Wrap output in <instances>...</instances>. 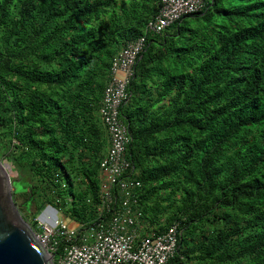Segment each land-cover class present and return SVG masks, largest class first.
<instances>
[{"label":"trees","instance_id":"1","mask_svg":"<svg viewBox=\"0 0 264 264\" xmlns=\"http://www.w3.org/2000/svg\"><path fill=\"white\" fill-rule=\"evenodd\" d=\"M160 5L0 0V161L16 173L13 201L35 233L47 206L86 228L109 216L98 213L100 110L114 59L143 38L118 114L140 237L177 224L166 264H264V0H202L155 33Z\"/></svg>","mask_w":264,"mask_h":264},{"label":"built area","instance_id":"2","mask_svg":"<svg viewBox=\"0 0 264 264\" xmlns=\"http://www.w3.org/2000/svg\"><path fill=\"white\" fill-rule=\"evenodd\" d=\"M201 1L161 0L156 16L149 23L150 30L158 33L182 16L196 12ZM143 47L144 39L139 38L121 50L111 65L110 80L104 90L100 114L108 132L109 147L99 165L102 181L98 213L99 217L103 212L109 216L88 228L57 217L52 223H38L40 233H35L36 237L52 256L53 264H166L175 255L177 224L163 233L140 237L144 223L135 196L140 184L130 178L131 163L125 156L130 136L118 117ZM60 237L64 238L62 246Z\"/></svg>","mask_w":264,"mask_h":264},{"label":"water","instance_id":"3","mask_svg":"<svg viewBox=\"0 0 264 264\" xmlns=\"http://www.w3.org/2000/svg\"><path fill=\"white\" fill-rule=\"evenodd\" d=\"M11 171L0 161V264H53L13 201Z\"/></svg>","mask_w":264,"mask_h":264},{"label":"rangeland","instance_id":"4","mask_svg":"<svg viewBox=\"0 0 264 264\" xmlns=\"http://www.w3.org/2000/svg\"><path fill=\"white\" fill-rule=\"evenodd\" d=\"M5 162L7 165L10 166L9 163H7L6 161H3ZM11 167V166H10ZM9 178H10V181L14 178H16V173L12 170L11 173H9ZM13 190V188H12ZM58 218V219H61L62 217L60 216V214L51 206H47L41 213L40 215H38L37 217V221L38 223H52L55 218Z\"/></svg>","mask_w":264,"mask_h":264},{"label":"crops","instance_id":"5","mask_svg":"<svg viewBox=\"0 0 264 264\" xmlns=\"http://www.w3.org/2000/svg\"><path fill=\"white\" fill-rule=\"evenodd\" d=\"M72 226L74 225V224H71Z\"/></svg>","mask_w":264,"mask_h":264}]
</instances>
